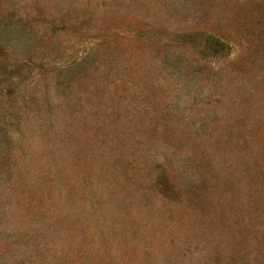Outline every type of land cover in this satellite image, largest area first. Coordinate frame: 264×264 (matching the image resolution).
<instances>
[{"label": "rangeland", "instance_id": "rangeland-1", "mask_svg": "<svg viewBox=\"0 0 264 264\" xmlns=\"http://www.w3.org/2000/svg\"><path fill=\"white\" fill-rule=\"evenodd\" d=\"M0 264H264V0H0Z\"/></svg>", "mask_w": 264, "mask_h": 264}]
</instances>
